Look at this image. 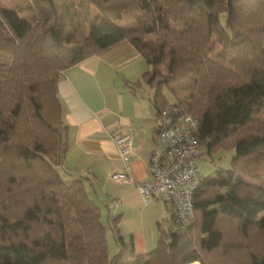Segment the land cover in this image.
I'll list each match as a JSON object with an SVG mask.
<instances>
[{
  "label": "trees",
  "instance_id": "trees-1",
  "mask_svg": "<svg viewBox=\"0 0 264 264\" xmlns=\"http://www.w3.org/2000/svg\"><path fill=\"white\" fill-rule=\"evenodd\" d=\"M23 1L0 5V264H264V184L244 179L264 173V0ZM122 41L148 65L128 85L153 87L158 114L178 104L199 119L198 157L202 147L234 156L203 176L194 221L159 223L149 252H135L114 215L111 257L88 178L64 165L58 83ZM186 76L189 100L172 102L163 88Z\"/></svg>",
  "mask_w": 264,
  "mask_h": 264
},
{
  "label": "crops",
  "instance_id": "crops-1",
  "mask_svg": "<svg viewBox=\"0 0 264 264\" xmlns=\"http://www.w3.org/2000/svg\"><path fill=\"white\" fill-rule=\"evenodd\" d=\"M143 60L130 42L122 41L65 70L58 83L63 119L69 126L64 165L87 177L92 186L105 188L122 215L120 232L125 240L130 236L138 254L155 247L159 223L167 225L172 218L166 202H145L136 184L150 175L158 122L154 88L127 83L142 78L147 70ZM122 134H128L131 145L127 162L115 140ZM112 170L127 172L134 182L110 179Z\"/></svg>",
  "mask_w": 264,
  "mask_h": 264
},
{
  "label": "built area",
  "instance_id": "built-area-1",
  "mask_svg": "<svg viewBox=\"0 0 264 264\" xmlns=\"http://www.w3.org/2000/svg\"><path fill=\"white\" fill-rule=\"evenodd\" d=\"M199 127V119L181 105L172 104L160 109L150 175L136 183L145 202L156 198L163 200L170 206L175 222L185 226L194 221L195 195L203 180L196 164L200 153ZM115 139L122 159L127 162L131 152L128 134ZM108 176L119 182H134L132 176L123 171L112 170Z\"/></svg>",
  "mask_w": 264,
  "mask_h": 264
},
{
  "label": "rangeland",
  "instance_id": "rangeland-1",
  "mask_svg": "<svg viewBox=\"0 0 264 264\" xmlns=\"http://www.w3.org/2000/svg\"><path fill=\"white\" fill-rule=\"evenodd\" d=\"M18 3H21L24 6L27 5L23 0H0V5H3L5 7H12ZM24 14L27 15V14H29V12H24ZM93 14L95 16H97L99 14V12H97V10L94 8ZM119 23L123 27L128 26L126 20H120ZM143 61H145V60H143ZM147 68H148V65H147ZM162 71H164L163 68H162ZM145 86L147 87V89H150V87H148L149 86L148 84H145ZM192 86H193V82L191 80V76H186V77H183L182 79L176 81L175 83H173L170 86L171 89H174L177 92L178 97H175L174 95H172V92H171L169 87H164L163 92L167 95V97L169 99H171L172 102H176L177 101L176 99H178V98L187 101V100H189L188 96L191 92ZM116 142L118 145L117 140H116ZM233 156H234V150H232V149L226 150L224 148H220L211 157L209 154H207L206 149L204 147H202L201 148V155L196 159V163H197V166L199 168L200 174L202 176H208V175L214 174L216 172L231 169ZM244 179H245V181H248L252 184H257V185L264 184V173L260 177V179H258L257 181H255V180H253L247 176ZM86 185L89 189V192H90L93 200L101 208L102 222L108 227L107 228L108 229L107 240H108L109 254L112 257L119 251V244H118V240L116 238V229L113 228L114 225L112 226V224H111L112 217L114 215L118 214V213H116V212H118V210H116V207L113 204H111V200H110L109 196L106 195L107 192L105 191V188H103L100 185L97 186V184H95V186H92V184L88 180H86ZM263 215H264V212H261L257 215V217H262ZM117 230H118V228H117ZM121 232H122V230H121ZM127 240H130V236L127 237ZM199 263L201 264L200 261H199ZM190 264H196V263H190Z\"/></svg>",
  "mask_w": 264,
  "mask_h": 264
}]
</instances>
